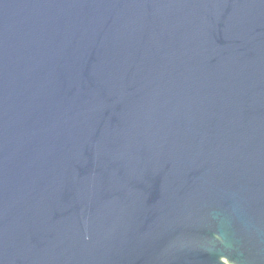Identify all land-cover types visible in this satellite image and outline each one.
Returning <instances> with one entry per match:
<instances>
[{"label":"water","instance_id":"obj_1","mask_svg":"<svg viewBox=\"0 0 264 264\" xmlns=\"http://www.w3.org/2000/svg\"><path fill=\"white\" fill-rule=\"evenodd\" d=\"M0 264H264V0H0Z\"/></svg>","mask_w":264,"mask_h":264}]
</instances>
